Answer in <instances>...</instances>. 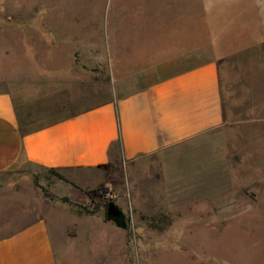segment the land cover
<instances>
[{
    "label": "rangeland",
    "instance_id": "obj_1",
    "mask_svg": "<svg viewBox=\"0 0 264 264\" xmlns=\"http://www.w3.org/2000/svg\"><path fill=\"white\" fill-rule=\"evenodd\" d=\"M107 6L117 0H0V89L11 74L32 83L18 104L22 129L144 81L111 78L101 47ZM36 52L57 61L31 64L30 74L13 61ZM220 76V129L137 167L112 165L108 185L74 194L46 168L0 173V235L42 216L58 264H264V45L228 55ZM109 201L125 227L106 218Z\"/></svg>",
    "mask_w": 264,
    "mask_h": 264
},
{
    "label": "crops",
    "instance_id": "obj_2",
    "mask_svg": "<svg viewBox=\"0 0 264 264\" xmlns=\"http://www.w3.org/2000/svg\"><path fill=\"white\" fill-rule=\"evenodd\" d=\"M124 1L103 12V57L119 85L144 81L24 130L18 104L32 83L7 75V87L0 89V173L53 168L75 194L108 185L112 165L137 167L224 125L220 63L242 48L264 45V0ZM13 61L30 74L31 64L57 59L36 52ZM0 264H58L48 221L36 216L0 235Z\"/></svg>",
    "mask_w": 264,
    "mask_h": 264
},
{
    "label": "water",
    "instance_id": "obj_3",
    "mask_svg": "<svg viewBox=\"0 0 264 264\" xmlns=\"http://www.w3.org/2000/svg\"><path fill=\"white\" fill-rule=\"evenodd\" d=\"M106 218L113 220L117 226L125 227V214L122 209L114 202L109 201L106 206Z\"/></svg>",
    "mask_w": 264,
    "mask_h": 264
},
{
    "label": "trees",
    "instance_id": "obj_4",
    "mask_svg": "<svg viewBox=\"0 0 264 264\" xmlns=\"http://www.w3.org/2000/svg\"><path fill=\"white\" fill-rule=\"evenodd\" d=\"M48 170H50V171H54L56 174H57V176L60 178V179H63V180H66V178L61 174V173H59L57 170H55V169H53V168H48ZM88 192H91V190H89ZM113 202V201H112ZM108 204V203H107ZM87 212H93V210H86ZM126 221V220H125Z\"/></svg>",
    "mask_w": 264,
    "mask_h": 264
}]
</instances>
